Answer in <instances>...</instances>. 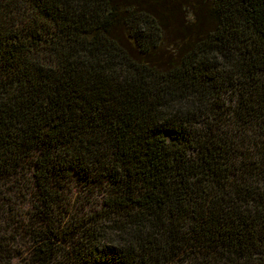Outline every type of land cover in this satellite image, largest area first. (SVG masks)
<instances>
[{"label":"trees","instance_id":"obj_1","mask_svg":"<svg viewBox=\"0 0 264 264\" xmlns=\"http://www.w3.org/2000/svg\"><path fill=\"white\" fill-rule=\"evenodd\" d=\"M20 171L0 264H264V0H0V180ZM72 176L102 198L60 227Z\"/></svg>","mask_w":264,"mask_h":264},{"label":"rangeland","instance_id":"obj_2","mask_svg":"<svg viewBox=\"0 0 264 264\" xmlns=\"http://www.w3.org/2000/svg\"><path fill=\"white\" fill-rule=\"evenodd\" d=\"M29 177L27 173L20 171L17 174L11 173L9 176L3 179L1 178L0 180V192L6 197L5 208L7 210L10 208L11 211L9 214L13 220L20 216L22 218L25 217L23 221H26V218L29 217L34 208V201L31 200L30 196L16 197L20 190H27L30 187ZM89 186L84 185L72 176L58 182L56 187H54L56 217L59 220L60 227H63L64 224L66 226L77 217L87 216L88 213L90 214L100 204L102 189L99 186ZM15 212L17 213L16 215ZM33 220L36 221L35 216ZM18 262L19 258H15L12 264H17Z\"/></svg>","mask_w":264,"mask_h":264}]
</instances>
